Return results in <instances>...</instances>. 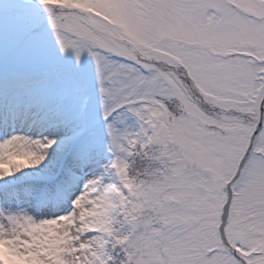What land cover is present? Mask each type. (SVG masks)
I'll use <instances>...</instances> for the list:
<instances>
[{
    "label": "snow or ice",
    "instance_id": "1",
    "mask_svg": "<svg viewBox=\"0 0 264 264\" xmlns=\"http://www.w3.org/2000/svg\"><path fill=\"white\" fill-rule=\"evenodd\" d=\"M0 264H264V0H0Z\"/></svg>",
    "mask_w": 264,
    "mask_h": 264
}]
</instances>
